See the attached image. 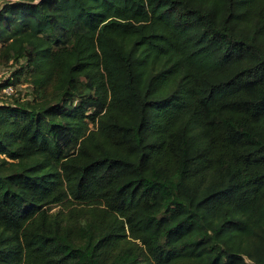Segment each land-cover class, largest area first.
Here are the masks:
<instances>
[{
    "label": "trees",
    "instance_id": "obj_1",
    "mask_svg": "<svg viewBox=\"0 0 264 264\" xmlns=\"http://www.w3.org/2000/svg\"><path fill=\"white\" fill-rule=\"evenodd\" d=\"M9 64L0 264H264V0L8 1Z\"/></svg>",
    "mask_w": 264,
    "mask_h": 264
},
{
    "label": "rangeland",
    "instance_id": "obj_2",
    "mask_svg": "<svg viewBox=\"0 0 264 264\" xmlns=\"http://www.w3.org/2000/svg\"><path fill=\"white\" fill-rule=\"evenodd\" d=\"M8 1H16V0H0V7H2L6 2ZM17 68L14 64H9V65H1L0 66V83H3L8 79L12 72ZM15 88V93L8 96L6 94H3L2 91L0 92V101H12L13 99H20L21 101H26V100H37L38 102L44 101V97L42 94H38L34 92V87L30 83H16L14 84ZM69 136L68 134H64L63 132L60 135V140L69 147L71 145V141H69ZM73 148V147H72ZM71 149V148H70ZM59 208V207H57ZM56 208V209H57Z\"/></svg>",
    "mask_w": 264,
    "mask_h": 264
},
{
    "label": "built area",
    "instance_id": "obj_3",
    "mask_svg": "<svg viewBox=\"0 0 264 264\" xmlns=\"http://www.w3.org/2000/svg\"><path fill=\"white\" fill-rule=\"evenodd\" d=\"M2 93L6 94L8 96L12 95L15 93V88H14V84H8L6 85L3 89H2ZM249 264H255L253 261L251 260H247Z\"/></svg>",
    "mask_w": 264,
    "mask_h": 264
}]
</instances>
